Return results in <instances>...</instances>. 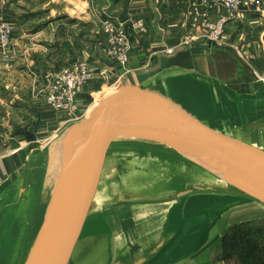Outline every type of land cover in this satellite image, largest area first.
Returning <instances> with one entry per match:
<instances>
[{
    "label": "water",
    "instance_id": "water-1",
    "mask_svg": "<svg viewBox=\"0 0 264 264\" xmlns=\"http://www.w3.org/2000/svg\"><path fill=\"white\" fill-rule=\"evenodd\" d=\"M164 69L90 107L0 184V264H187L264 220V78Z\"/></svg>",
    "mask_w": 264,
    "mask_h": 264
},
{
    "label": "crops",
    "instance_id": "crops-1",
    "mask_svg": "<svg viewBox=\"0 0 264 264\" xmlns=\"http://www.w3.org/2000/svg\"><path fill=\"white\" fill-rule=\"evenodd\" d=\"M202 3L203 0H0V22H8L14 29L10 46L0 47V76L6 79L1 84L6 91H19L23 80L30 85L33 79L35 83L29 90L37 91L36 97L32 94L33 98L26 102L23 96L19 99L18 93L4 100L6 105L17 103L29 108L30 117L16 123L10 135L2 132L7 147L0 143V184L23 164L24 151L30 149L29 139L51 138L66 125L62 114L46 107L40 91L46 73H58L73 63L85 62L93 70V78L77 98L82 112L106 99L119 98L172 67L210 74L240 94L255 92L257 86L251 77L264 78V17L241 13L236 21L228 22L224 28L228 48L200 39L176 49L173 55L164 53L192 34L190 28L196 19L192 12L196 8L202 13ZM214 11L211 17L216 19L221 11ZM107 18L124 22L132 41L126 67L109 63L103 56L100 25ZM136 20L144 22L145 34L132 32L131 22ZM199 24L197 18V35L201 33ZM236 50L245 51L247 56L239 57ZM13 78L14 84L8 82ZM198 259L187 264L212 262L210 257L202 262Z\"/></svg>",
    "mask_w": 264,
    "mask_h": 264
},
{
    "label": "built area",
    "instance_id": "built-area-1",
    "mask_svg": "<svg viewBox=\"0 0 264 264\" xmlns=\"http://www.w3.org/2000/svg\"><path fill=\"white\" fill-rule=\"evenodd\" d=\"M202 6L204 7L202 13H198L196 8L192 12L196 18L190 28L192 34L188 33L177 47L166 49L164 53L173 55L176 49L200 39L217 47L228 48L230 44L224 35V28L228 22L236 21L241 13L259 18L264 17V0H203ZM214 10L221 11L216 14L218 19L211 17V13L216 12ZM197 18L200 20V35L194 33ZM131 30L133 33L145 34L147 27L143 21L136 20L131 22ZM100 31L104 36L102 53L105 60L120 68L126 67L133 44L125 23L115 18H107L101 23ZM13 32L14 29L10 23L0 22V47L2 49L10 46ZM236 52L239 57L247 56L245 51L236 50ZM92 78L93 70L85 62L73 63L58 73H46L43 88L40 91L44 104L51 112L62 114L65 124L81 119L88 109L82 112L77 104V98ZM43 143L41 137H35L28 143V146L37 148Z\"/></svg>",
    "mask_w": 264,
    "mask_h": 264
},
{
    "label": "rangeland",
    "instance_id": "rangeland-1",
    "mask_svg": "<svg viewBox=\"0 0 264 264\" xmlns=\"http://www.w3.org/2000/svg\"><path fill=\"white\" fill-rule=\"evenodd\" d=\"M1 77H3V76H0V143H2L1 145L3 146V148L4 147L6 148L7 146L4 145L5 144V137L1 138V135H3L2 132L3 133L8 132V134L10 135V133L12 132L11 129L13 128V126L16 123H19V122L24 121V120L26 121V119L27 120L29 119L30 109L29 108H22V107H20V105L17 106V103H12L13 105H9V104L6 105L5 104L6 101H4V100H8L9 95H11V96L17 95L18 96V94H19V99L21 98V96H23L22 99L26 102L27 99L30 98L32 94L34 97H36L37 91L30 92V90H29L31 88V86L35 83L34 80L31 78L30 79H31L33 84L30 82V85H29V82L27 80H23L22 81L23 82L22 87H20L21 90H19V91L12 90L10 92L8 90L6 91L3 87V85L1 84V82L6 81V79L1 80ZM8 82H10L11 84H14L15 79L14 78L10 79V80H8ZM34 86H36V85H34ZM34 88H35V90L37 89V87H34ZM24 89H28V90L23 91ZM20 91H22V92H20ZM31 98H33V97H31ZM15 129L16 128H13V130H15ZM51 138H47V139L42 138V143L43 142L44 143L41 144V147L44 146ZM10 148H12V147H10ZM37 148H39V147H37ZM29 150L28 149L25 150L24 153L27 154L29 152ZM247 228H249V229H247ZM260 229H262L264 232V222H260V220L254 221L253 223L247 224L243 227L228 229L227 230L228 231L227 232V238L237 235L238 231H239V233L249 231L248 233H249L250 238H257L260 236V233H259L260 231H258ZM259 240H261V239H259ZM260 242H261V244L264 245V238ZM221 247H222V242L219 240L214 245H212L207 252H205L203 255L199 256L198 260L200 262H202V261H205V259H207L208 257H210V259H212L211 264H244V263H247V262H243L238 257L228 259L227 261L224 260L223 258H221V254H222V252H221L222 248Z\"/></svg>",
    "mask_w": 264,
    "mask_h": 264
},
{
    "label": "trees",
    "instance_id": "trees-1",
    "mask_svg": "<svg viewBox=\"0 0 264 264\" xmlns=\"http://www.w3.org/2000/svg\"><path fill=\"white\" fill-rule=\"evenodd\" d=\"M34 138L35 137L29 139L28 141L31 142L34 140ZM34 147H30V149ZM260 222H264V220H260ZM250 223L253 222L234 225L229 227L228 229L243 227ZM227 230L224 232L223 236L220 239V241L222 242L221 258L227 261L228 259L238 257L243 262H247L248 264H264V245L260 242L264 238V232L262 229L258 230L260 231V236L257 238H250L248 233L249 231L241 233H239L238 231L237 235L227 238Z\"/></svg>",
    "mask_w": 264,
    "mask_h": 264
}]
</instances>
